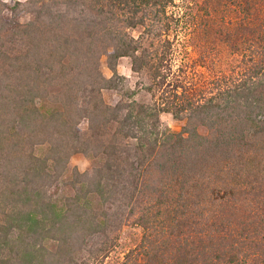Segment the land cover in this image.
I'll return each mask as SVG.
<instances>
[{
    "label": "trees",
    "instance_id": "1",
    "mask_svg": "<svg viewBox=\"0 0 264 264\" xmlns=\"http://www.w3.org/2000/svg\"><path fill=\"white\" fill-rule=\"evenodd\" d=\"M203 2L194 37L239 60L201 56L192 83L174 0H26L25 22L0 0V264H104L123 226L140 237L118 264H264V0ZM122 57L149 81L126 86Z\"/></svg>",
    "mask_w": 264,
    "mask_h": 264
},
{
    "label": "rangeland",
    "instance_id": "2",
    "mask_svg": "<svg viewBox=\"0 0 264 264\" xmlns=\"http://www.w3.org/2000/svg\"><path fill=\"white\" fill-rule=\"evenodd\" d=\"M5 5L15 6L13 12L9 9L4 10V15L7 17H13L19 22H25L32 18L33 14L28 9L26 0H2ZM21 5H17V2ZM222 4H217V15L210 17L211 21H219L220 16L225 15L226 19H235L239 14L235 6L227 1ZM173 9L178 11L176 15H181V21L176 28L175 34L177 35L174 39L176 41L174 47L175 52L173 55L172 68L177 75L184 81V77L187 80L194 83V77L201 78L208 77L214 73L212 65L206 66L202 64L204 60H201V56L216 57L221 67L224 69H229L230 65L236 63L239 60L237 54L230 53L229 48L225 45V42L215 34L214 31L208 35H203V33H198L194 37V11L200 10L204 11L203 0H174ZM226 6H223V5ZM231 12L228 14V10ZM199 12V11H198ZM206 17V16H205ZM142 28H137L132 31L135 36L140 35ZM196 40V41H195ZM194 42L198 43V46L194 48ZM184 44H187V49H184ZM185 51H188L187 53ZM218 69V68H217ZM101 70L106 77L111 75L110 69L107 67L105 58L101 60ZM117 71L120 75L125 77V85L134 88L137 87L136 84L141 85V83H147L149 81L146 72H133L131 70V60L128 57H122L117 65ZM115 97V95L113 96ZM138 99H148L149 95L141 91L137 95ZM161 121L164 126L169 127L171 130L178 131L181 129L184 120L176 119L170 114H162ZM71 164L76 166L80 171H84L89 160L82 154H75L71 158ZM140 237V232L138 229L132 226H123L119 231V244L116 249L110 254L109 258L106 259L104 264H118L119 257L122 252L127 248L132 246L134 243L138 242Z\"/></svg>",
    "mask_w": 264,
    "mask_h": 264
}]
</instances>
